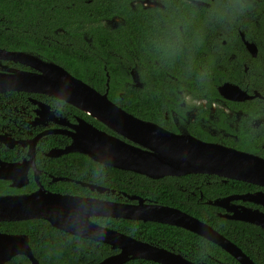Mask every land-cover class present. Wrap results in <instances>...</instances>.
Returning a JSON list of instances; mask_svg holds the SVG:
<instances>
[{"label":"flooded vegetation","instance_id":"obj_1","mask_svg":"<svg viewBox=\"0 0 264 264\" xmlns=\"http://www.w3.org/2000/svg\"><path fill=\"white\" fill-rule=\"evenodd\" d=\"M86 1L88 3L92 2V0ZM99 1L103 3L101 5L106 7L113 4V9H110L111 13L108 15L88 24L90 30L96 35L97 40L94 39L93 34H89L88 36L83 32V34H81L82 40H80V43L77 41H70L68 43L71 46L82 48L81 51L91 54V58L102 61V70L105 73L106 82L105 91L99 93L104 94L107 91L108 97V73L110 72L109 68L111 67V63L108 64V62L103 59L104 57H112L114 61L112 66H118L125 74L122 86L128 90L133 89L135 91H140L141 94L152 88V81H150L151 78L149 77L148 70L164 71L163 74L160 73L155 78L162 81V84L160 85L162 87V92L168 96L158 99H146L142 96L137 100V102L141 103H147L153 100L154 103L161 105L159 107L161 117L158 122L148 120L144 117L135 116L124 110L114 101L108 99L135 118L154 123L168 132L174 134H189L203 142L232 148L264 159V68L260 69L257 65L258 60H264V42L258 43V41L247 36L239 28H236L237 33H230L233 38H236V41L233 44L222 39L221 44L228 48V50H223L224 52H222V54L226 55V61L224 63L227 64L230 72L233 73L234 82L223 81L220 84L215 85L214 89L216 95L214 97H210L209 99L197 97L192 94L191 87L187 83L188 81L186 83L179 81L180 84H176L177 80L180 79L173 74L177 67L170 65V59L175 58L177 55L190 58L194 53H199L200 57H205L208 53L209 43H213L211 47H214L218 51L220 47L216 42L219 37H222V33L216 37V42L215 39H212L210 42L209 40H204L201 45L203 50L198 51V47L200 46L198 43L194 42V45L190 44L189 46H184L182 45L181 40L178 41L177 32L172 26L173 18L171 17V2H173V0H93L94 3ZM187 1L196 6L204 5V3L199 0ZM120 3L128 5V9L136 12L139 17L140 43L132 41L128 37V34L122 37L119 36L118 32L121 29L129 32V27L127 26L128 20L118 13ZM155 14H168V17H153ZM152 20H154L155 24L152 23ZM183 28V25L180 24L178 25L177 30L182 33ZM96 30H99V37L96 34ZM65 33V29L62 27H58L54 30V35L58 37V40L59 37L64 36ZM150 35H152V42L148 40ZM176 42L181 46L180 51L184 54H178V52H176ZM246 43L254 46V53L248 50ZM259 47H262L263 49H260ZM0 49L2 48L0 47ZM151 49L153 50L152 54L156 57H163L162 62L153 59L152 56L149 55ZM217 51L213 50L211 52L214 53ZM29 54L33 55L39 61L51 62L66 70L63 65L57 64L40 54ZM169 55L171 57L168 60L165 57H168ZM72 58L73 63L75 61V56ZM151 59L152 64H150ZM224 63L221 62L218 65V68L222 67ZM262 64L264 65L263 61ZM257 66L258 68H256ZM11 70L28 72V74H41V72L34 67L0 58V73L8 74ZM205 70V68L200 67V71L205 72ZM66 71L73 77L83 81L70 71ZM83 82L94 88L92 84L85 81ZM181 83H184L187 88H183V90L179 89V87L182 86ZM225 83L236 86L249 98L239 99V95H232L230 98H225L219 92V87ZM172 85L177 86L178 88L174 90ZM119 95L122 99L123 93H120ZM81 120H84L110 136L125 141L127 144L135 145L129 140H124V138L119 137L112 130L106 128L103 124L92 118L88 113L71 104L67 103V105L60 110L56 100L43 92L32 90L0 92V175L7 178H0V189H3L0 190V195H29L41 189L45 193L60 194L71 198L137 205L139 203L137 199L129 198L134 196L141 198L145 205L170 206L158 203L154 199L146 198L135 193L130 194L126 191L110 187L109 184L112 181V178L109 176L102 183L96 182L97 180L94 179L91 174L89 175L93 179L80 180L78 178L80 173V160L81 156L84 157L86 155L79 151H69V148L77 145L75 138L77 133L76 127L79 126ZM94 122L104 128H100L98 125L93 124ZM86 157L88 158V156ZM88 159L93 163H97L90 158ZM100 165L111 167L104 164ZM146 178L151 181H162L164 179H170V181L173 180V188L178 190V193L183 197L186 203H188L190 207L198 209V213L206 212L205 216L209 215L210 221L208 222L205 219L202 220L199 217L186 213L176 207H170L192 216L226 239L228 238L223 235L222 229L211 224L212 220L219 219L249 224L240 220L225 217L242 213L243 207L264 215V198L255 197L258 202L243 201L240 199L241 196L246 194L262 193L264 196V187L261 186L238 180L224 179L216 175L200 173H191L182 176H165L158 179ZM180 179L182 180L180 181ZM21 182H25V184L18 187L12 186L13 183ZM234 182H242L249 186L234 188ZM81 183L92 185L94 186V189L92 190L87 186L84 187ZM223 186H229L230 190H227V188H224ZM96 187L102 188L103 191L101 193L98 192ZM216 187L220 189H217ZM80 188H82V190H80ZM236 196L239 198L229 199V201L224 204L225 207L214 205L215 202H220L222 199ZM90 218L91 222L105 226L104 224L98 223L97 220L100 218L94 216H91ZM113 220L126 219L113 218ZM24 221L30 223L29 227L31 230H29V232H34V236L37 240H45L48 238V235L39 231L43 229V226L39 221H43L51 228L48 230H51L55 234L72 236V238H75L73 239L75 242L80 239H85L109 247V252H107L108 255H106L103 248L98 245H73L72 247L76 249L77 253L75 251V253L71 254L69 257L63 258L62 256L57 261L51 259L49 261L45 260L44 263H42L38 259L36 253L38 249H41V246L45 244L31 243L29 235L23 232L8 233L0 231L1 233L26 235L28 237V243L32 255L39 264H99L106 258L120 253L119 249H112L105 243L83 238L67 231L57 229L44 219L8 222ZM126 221L148 223L141 220ZM33 222L37 224H33ZM151 223L167 225L157 222ZM107 228L128 236L138 242L167 250L174 255H179L193 264H206L202 261L203 259H210L219 264H224L222 260L214 258L215 255L217 257L220 256L216 252H212L213 250L207 249V243L215 245L228 254L207 237L180 227L175 228L182 229L188 234L193 235L189 236L188 245H205L201 253L203 256H206V258L198 259L197 261L191 259L189 257L191 250L186 251V253L178 252V249L171 246L179 244L178 242L172 239L166 241L164 238H160L162 236L158 234L156 236H150L143 225H139V229H137V227L120 229L111 226H107ZM125 230H128L129 232ZM142 234H146L148 237L144 238ZM179 240L182 241L181 239ZM228 240L236 245L232 240ZM33 245H35V248H33ZM228 255L232 257L230 254ZM17 256H22L24 258L23 264H31L30 259L23 255H16L9 261ZM97 257L102 259L95 263ZM133 263L158 264L144 259H129L123 264ZM236 263L238 262L236 261Z\"/></svg>","mask_w":264,"mask_h":264},{"label":"trees","instance_id":"obj_2","mask_svg":"<svg viewBox=\"0 0 264 264\" xmlns=\"http://www.w3.org/2000/svg\"><path fill=\"white\" fill-rule=\"evenodd\" d=\"M199 1L203 2L204 5L196 6L187 0H173L171 2L172 26L177 32L178 41L181 40L184 46L194 45V42H196L200 45L198 51H201L203 50L201 45L204 40H209L210 42L212 39H215L216 42V37L222 33V37H219L216 42L220 49L217 51L214 47H211L213 43H209L208 53L205 57H200L199 53H194L190 58L177 55L175 58L170 59L171 54L165 58L170 59V65L177 67L173 74L180 80H177L176 84H180L179 81L185 83L188 81L187 83L191 87L194 96L209 99L216 95L215 85L223 81L234 82L233 73L230 72L229 67L224 63L226 55L222 54L223 50H228V48L221 44V40L225 39L227 42L233 44L236 38H233L230 33H237L236 28H239L247 36L258 41V43L264 42V0ZM101 4L103 3L100 1L94 3L93 0L90 3L86 0H0V47L9 51L40 54L57 64L63 65L66 70L78 78L92 84L98 92H104L106 76L102 70V61L91 58L92 55L81 51L82 48L68 44L70 41L80 43L83 32L88 36L89 34H93L94 39L97 40L96 35L90 30L88 24L108 15L111 13L110 9H113V4L109 5V7ZM118 13L128 20L127 26L129 27V32L121 29L118 32L119 36L122 37L128 34V37L132 41L140 43L139 17L136 12L130 11L128 5L120 3ZM167 15L155 14L153 17L167 18ZM152 23L155 24L154 20H152ZM180 24L184 27L182 33L177 30ZM58 27H62L66 31L64 36L59 37V40L54 35V30ZM96 34L99 37V30H96ZM148 40L152 42V35L148 37ZM175 45L177 46L176 52L184 54L180 51L181 46L177 42ZM259 48L263 49L262 47ZM213 50L217 52L212 53L211 51ZM152 53L153 50L151 49L149 55L153 59L162 62L163 57H156ZM73 56H75V61L72 63ZM103 59L108 64L111 63V67L108 66L110 67V72L108 73V98L135 116L158 122L161 117L159 111L161 105L154 103L153 100L147 103L137 102V100L142 96L146 99H158L168 96L162 92V87L160 86L162 81L155 78L160 73L163 74L164 71L148 70L149 77L151 78L150 81H152V88L141 94L140 91L128 90L122 86L125 74L118 66H112L114 64L112 57H104ZM218 61L224 63L220 68H218V65L221 62ZM262 61L264 62V60L257 61L260 69L264 68ZM150 64H152V59ZM200 67L205 68V72L200 71ZM181 84L182 86L179 89L183 90V88H187L184 83ZM172 87L174 90L178 88L174 85ZM120 93H123L122 99L120 98ZM93 124L98 125L96 122ZM98 126L104 128L101 125ZM80 162V173L78 176L80 180H88L93 177L97 180L96 182L102 183L109 176L112 178L109 184L110 187L126 191L130 194L135 193L154 199L158 203L176 207L202 220L210 221V216H205L206 212L198 213V209L190 207L186 203L178 193V190L173 188V180L151 181L133 172L93 163L86 156H81ZM234 184V188L249 186L242 182H234ZM223 187L230 190L229 186ZM97 221L98 223L120 229H131L134 227L139 229V225H143L150 236L158 234L162 236L160 238H164L166 241L172 239L181 244L171 245L178 249V252L186 253V251L191 250V254L189 255L191 259L197 261L198 259L206 258L201 253L205 245H188L189 236L193 235L188 234L182 229L151 222L141 223L140 221L113 219L110 223L102 219H98ZM39 222L43 226V229L39 231L48 235V238L45 240H37L34 232H29L31 228L28 221L0 223V231L8 233L23 232L29 235L31 243L45 244L36 253L42 263L45 260L49 261L52 259L57 261L62 256L63 258L71 256L76 251L72 247L73 245H98L108 255L109 247L104 244L94 243L85 239L75 242L73 240L75 238H72V236L55 234L51 230H48L51 228L47 223L43 221ZM33 224L37 223L33 222ZM211 224L215 227H220L223 235L236 243L255 264H264V231L262 229L241 222H230L219 219L212 220ZM125 231L129 232L128 230ZM142 235L144 238L148 237L146 234ZM207 245V249L213 250L212 252H216L220 256L217 257L215 255L214 258L222 260L224 264H238L232 257L220 250V248L210 243H207ZM34 246L33 248H35ZM100 259L102 258L97 257L95 263L100 261ZM23 260L22 256H17L6 264H23ZM202 261L206 264H219L210 259H203Z\"/></svg>","mask_w":264,"mask_h":264},{"label":"water","instance_id":"obj_3","mask_svg":"<svg viewBox=\"0 0 264 264\" xmlns=\"http://www.w3.org/2000/svg\"><path fill=\"white\" fill-rule=\"evenodd\" d=\"M246 47L250 52H255L253 45L246 43ZM0 58L34 67L41 72L39 75L19 70H11L8 74L0 73V92L32 90L43 92L51 97L66 98L68 96V104L93 112L94 114L83 110L119 137L135 144H127L81 120L76 127L77 145L70 147L69 151H79L94 162L108 166L112 164L111 167L116 169L153 179L200 173L264 187V159L258 156L206 143L189 134H174L154 123L135 118L110 101L107 91L101 94L60 66L39 61L29 53L0 49ZM64 81H68L70 88L61 87ZM219 92L225 98H230L232 95H239V99L249 98L236 86L228 83L220 86ZM0 178L7 179L2 175ZM23 184L25 182L13 183L12 186L18 187ZM81 185L94 189L92 185L85 183ZM96 190L100 193L103 191L100 187H96ZM255 197L264 198L262 193H256L246 194L240 199L258 202ZM129 198L137 199L139 203L130 205L71 198L45 193L41 189L29 195H0V222L44 219L57 229L90 239L93 233L88 227L89 218L97 217L94 214L98 212L111 213L113 209L105 205H113L116 209L113 217L115 219L141 220L180 227L207 237L239 264H255L240 248L192 216L170 206L145 205L139 197ZM235 198L239 197L222 199L214 205L225 207L224 204L229 199ZM90 201L96 203H90ZM242 210V213L225 217L240 220L264 230V215L244 207ZM106 231L105 239L91 240L105 243L112 249H119L120 253L106 258L99 264H123L129 259H144L158 264H193L167 250L138 242L108 228ZM16 255L26 256L31 264H39L32 255L26 235L0 232V264H4Z\"/></svg>","mask_w":264,"mask_h":264},{"label":"clouds","instance_id":"obj_4","mask_svg":"<svg viewBox=\"0 0 264 264\" xmlns=\"http://www.w3.org/2000/svg\"><path fill=\"white\" fill-rule=\"evenodd\" d=\"M61 87L70 88V84L68 83V81H64L62 83ZM4 90H6V89H4ZM67 98H68V96L66 98H60L57 96L53 97V99L56 100L57 104L59 105L60 110L67 105V102H68ZM110 166H112V164ZM90 203H96V202L90 201ZM105 207H111L113 209V211L111 213L98 212V213H95L94 215L97 216L98 218L105 220V221H108L110 223L116 214V209L114 208L113 205H105ZM88 227L91 230V232L93 233V235H91L89 237L90 239H94V240L99 241V240H103L107 237V231H106L107 226L106 225L102 226L100 224L92 223L91 218H90Z\"/></svg>","mask_w":264,"mask_h":264},{"label":"bare ground","instance_id":"obj_5","mask_svg":"<svg viewBox=\"0 0 264 264\" xmlns=\"http://www.w3.org/2000/svg\"><path fill=\"white\" fill-rule=\"evenodd\" d=\"M79 108H80V109H82L81 107H79ZM82 110H84V111H87V112H90V111H88V110H87V109H85V108H84V109H82ZM90 113H93V112H90ZM90 113H89V114H90ZM93 114H94V113H93ZM95 115H97V114L95 113Z\"/></svg>","mask_w":264,"mask_h":264}]
</instances>
